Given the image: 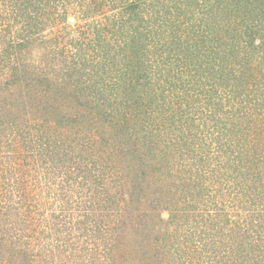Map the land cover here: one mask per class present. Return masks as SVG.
Here are the masks:
<instances>
[{
    "label": "rangeland",
    "instance_id": "374dc122",
    "mask_svg": "<svg viewBox=\"0 0 264 264\" xmlns=\"http://www.w3.org/2000/svg\"><path fill=\"white\" fill-rule=\"evenodd\" d=\"M261 147L264 0H0V264H264Z\"/></svg>",
    "mask_w": 264,
    "mask_h": 264
},
{
    "label": "trees",
    "instance_id": "16d2710c",
    "mask_svg": "<svg viewBox=\"0 0 264 264\" xmlns=\"http://www.w3.org/2000/svg\"><path fill=\"white\" fill-rule=\"evenodd\" d=\"M138 38V36H137ZM177 119V118H176ZM176 121H180V120H175V121H172V123L175 124ZM248 143H250L248 141ZM251 145H252V141H251ZM254 145V143H253ZM262 149L264 147H261ZM254 157L251 158L250 161H253ZM251 164H254L251 162ZM212 166V165H211ZM212 167H215V165H213ZM221 168V166H220ZM6 199V198H4ZM11 208V207H10ZM10 208L8 207V211L7 212H3L0 214V227L2 228V233H0V238H4L5 235H9V232H10V229L13 228V226H11V222H10ZM6 216V218H5ZM201 219H204L201 217ZM203 222V221H202ZM215 224V223H214ZM20 225V223H19ZM251 227L255 230H251L249 234V237H250V243H251V252H254V254H252V256L254 258H264V232H260V227L261 225L258 224V227L254 226V225H251ZM207 227H204V224H203V228H201V234H204L206 231H207ZM213 230L214 229V226H213ZM264 230V228L262 229ZM261 230V231H262ZM257 232H259L260 234H258ZM213 234H215V232L213 231ZM206 234H204L203 236H205ZM217 244V242H216ZM206 243L202 242L201 243V247L205 246ZM193 252L194 250H187V251H181L180 253L182 254L183 257H185L187 260H188V263L187 264H219V261L217 259V254L216 252H209V250L207 249V247H204V248H201V251H196L197 254H198V257H197V260L199 262H194L192 261L193 260Z\"/></svg>",
    "mask_w": 264,
    "mask_h": 264
}]
</instances>
